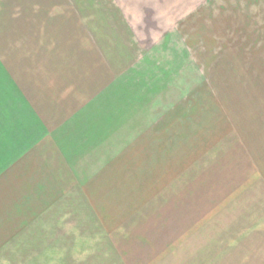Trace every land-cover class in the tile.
Returning <instances> with one entry per match:
<instances>
[{"label": "rangeland", "instance_id": "1", "mask_svg": "<svg viewBox=\"0 0 264 264\" xmlns=\"http://www.w3.org/2000/svg\"><path fill=\"white\" fill-rule=\"evenodd\" d=\"M136 1L118 5L143 25ZM161 1L159 16L171 7L177 19H154L151 28L164 33L176 21L170 37L137 27V51L107 70L89 52L74 66L68 55L72 61H58L62 84L55 88L36 71L43 60L47 71L55 66L58 54L46 44L57 22L43 17L51 6L0 0L2 253L13 248L11 235L35 233L42 237L33 244L35 255L64 246L67 264H75L85 245L101 258L110 243L138 232L151 238L135 242H170V235H184L206 216L210 231L195 235L233 239L232 217L224 206L215 209L216 193L223 179L244 170L246 157L264 159V0ZM9 64L18 82L10 83ZM26 81L30 93L22 87ZM51 106L55 114L43 125L41 110ZM9 117L17 126L11 142ZM22 117L29 119L27 132ZM32 218L47 228L25 227ZM133 246L129 260L143 253ZM247 248H240L241 264H264V253L249 258ZM224 250L229 264L233 248Z\"/></svg>", "mask_w": 264, "mask_h": 264}, {"label": "crops", "instance_id": "2", "mask_svg": "<svg viewBox=\"0 0 264 264\" xmlns=\"http://www.w3.org/2000/svg\"><path fill=\"white\" fill-rule=\"evenodd\" d=\"M36 2L43 5H50L51 8L49 9L44 7V13L47 14L43 17L47 20L52 19L53 21H57L56 23H52V27L48 31L51 39H54V41L57 39L53 38V35L59 36L60 43H53L52 40H46V44L49 42L50 47H52V52L55 50L58 51V54L55 53L53 57L56 60L55 66H52V68L47 71L46 68L48 65L45 64V60H43L41 68L36 70L43 75L44 81L46 77L52 87L55 88L60 87L62 84V81H59L61 69L58 63L72 61L68 59V55L74 58L72 64V66H74L75 60H80L83 52L85 54L89 52L91 60L96 64L100 61L103 63V68L107 70V67H112L115 59L124 61V56L130 57L128 55L130 51H137V46L139 44L137 40V27L140 28L145 26V28H151L155 21L159 19H177L176 16L171 15L173 12L171 7L164 8V11H167L164 12L165 15L163 14L164 18L159 16V13L163 10L159 7L163 4L161 0L136 1L138 2L137 4L142 5L139 7V11L135 7V17L139 19V21H143V25L134 23V16L130 15L131 12L128 10V6L127 8L122 5L119 7V3L128 2L129 5V0H36ZM168 4H171V1H169ZM83 6L85 9L90 8L89 12H84ZM91 6H94L95 10L92 11ZM111 8L112 10L114 8V10H110ZM46 9L49 12L46 11ZM146 21H148V23H146ZM175 23L171 25L172 28L169 25L170 27H168L164 33L163 31L160 32L159 30H155L154 27L150 30L154 35L169 36L171 32H173V27L177 25V23ZM160 24L159 22V25ZM62 26L65 27L63 31L61 28ZM87 27L88 29H86ZM65 29H68L69 32L66 33ZM82 34L84 36H82ZM37 45H44V43L42 42V44L39 43ZM131 45L133 48H131ZM59 52L62 54V59L58 58L60 57ZM124 53L127 54L124 55ZM63 54L65 55L63 56ZM40 59H42V57L38 58L37 61H40ZM50 59L51 56L49 57V60ZM32 60L34 59L32 58ZM4 68L7 69L11 77L10 83H12L13 80L18 82V75L13 66L9 64V66L6 65ZM54 68H56V71L52 73ZM35 77L38 78V75ZM25 84L26 87L22 84L23 89L27 93H30L33 90L32 86H29L27 81ZM35 84L38 90L41 89V91L44 92L45 83L41 84L40 80L37 79ZM21 100H23V98ZM24 100L29 102L25 96ZM51 100H53V98H51ZM32 103L34 102H31V104ZM43 108L44 109L41 110L43 111L41 115L47 118L43 120V125H45V121L47 122L49 119H52V115L55 114V109H53L52 106L50 108ZM11 118L12 117H9L8 124H5L6 132H8L5 136L7 138L9 137L8 139L10 142L14 134L13 131L17 129L16 124H14L17 115L14 118L15 121ZM28 120L26 121L24 117L21 118V127L25 129L26 132L30 130ZM10 146L12 145L10 144ZM259 157L260 156H257V159L251 156L246 157L243 163V165H245L244 170L238 172L234 180L230 181L229 178H226L223 179V182L218 184L221 194L216 193V195L218 196V203H220V205L215 207V209L218 210L223 206L228 209L227 212L230 213V217H232L233 220V225L228 229L234 234L232 240L225 242L221 240L219 236L214 238L210 235L209 237H205L204 235L206 234L199 236L195 235L196 232H199L196 229L199 230L202 228L201 232H206L207 227L208 229L211 227L210 224L209 226L207 225L208 220L206 216L205 219L199 220L195 225L191 223L189 226L190 229L185 232L184 235H170V242H158L157 245L155 243L152 244L149 240L147 241L148 243L145 241L135 242L134 238H140V241L141 238H151L150 236H145L143 233L145 231L141 233L138 232L137 234L139 235L137 237H129V239L122 238V242H118L117 246L110 243L109 246L105 247V256L101 258H99L100 254L103 253L99 251L91 252L87 250V245H85L80 252L82 255L76 257L78 263L75 262V264H94L96 260H99V264H225L224 258H226L227 253L224 252V248H233L234 251V254L227 258L229 259V264H241L244 260L240 254V248L246 245H248L249 248L244 250L249 251V258H255V255L264 253V159L260 157L259 160ZM246 165H250V169L246 168ZM30 211L33 210L31 209ZM33 222H36V224L40 223L41 226L39 224L38 227L40 226L39 228L42 230L47 228L43 223L44 221H34L33 218L25 222V227H28ZM187 226L185 228H187ZM219 233L220 232L217 234ZM41 234L42 232H40V235ZM40 238L42 237L38 234L35 236V233L33 236L11 235L9 241L10 244L14 241L13 248L4 253L0 251V262L4 259L5 263L3 264H67V257H69V254L65 251L64 246L58 247L57 249L54 248L51 252L46 251L41 252L40 255H35L32 247ZM241 239L244 240V243H240ZM133 244L140 248L143 253H141L140 257H132L129 260L130 257L128 256L132 252L131 249H134ZM243 244L244 246H242ZM98 248L99 246L96 247L97 250ZM138 248H136V250ZM236 250L238 252H236ZM74 254H78V252ZM90 255H96V257L92 258L93 261L89 263ZM133 255H135V253H133ZM244 259L246 260V258ZM262 263H264V259Z\"/></svg>", "mask_w": 264, "mask_h": 264}]
</instances>
